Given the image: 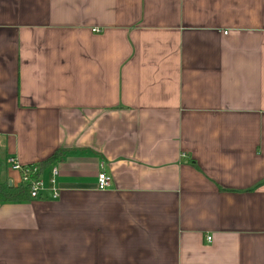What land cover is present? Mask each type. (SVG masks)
Returning a JSON list of instances; mask_svg holds the SVG:
<instances>
[{
	"label": "crops",
	"instance_id": "1",
	"mask_svg": "<svg viewBox=\"0 0 264 264\" xmlns=\"http://www.w3.org/2000/svg\"><path fill=\"white\" fill-rule=\"evenodd\" d=\"M7 156L0 264H264V0H0Z\"/></svg>",
	"mask_w": 264,
	"mask_h": 264
},
{
	"label": "built area",
	"instance_id": "2",
	"mask_svg": "<svg viewBox=\"0 0 264 264\" xmlns=\"http://www.w3.org/2000/svg\"><path fill=\"white\" fill-rule=\"evenodd\" d=\"M5 163L11 169L16 170L20 173L21 181L29 185V198L37 199L40 193L43 191V183L38 176V167L35 164L22 165L14 156H7ZM52 178L50 183L52 184L51 192L52 197H58V191L54 188V176L57 174V169H52ZM110 177L100 172L97 174L96 187L100 190L107 189L110 186ZM210 240V237H207Z\"/></svg>",
	"mask_w": 264,
	"mask_h": 264
},
{
	"label": "trees",
	"instance_id": "3",
	"mask_svg": "<svg viewBox=\"0 0 264 264\" xmlns=\"http://www.w3.org/2000/svg\"><path fill=\"white\" fill-rule=\"evenodd\" d=\"M63 152L56 151L51 154L46 160L42 161L38 166L58 161L61 159ZM29 200V185L25 182H20L17 186H9L7 182L0 179V203L25 202Z\"/></svg>",
	"mask_w": 264,
	"mask_h": 264
},
{
	"label": "water",
	"instance_id": "4",
	"mask_svg": "<svg viewBox=\"0 0 264 264\" xmlns=\"http://www.w3.org/2000/svg\"><path fill=\"white\" fill-rule=\"evenodd\" d=\"M9 185H10V183H9Z\"/></svg>",
	"mask_w": 264,
	"mask_h": 264
}]
</instances>
